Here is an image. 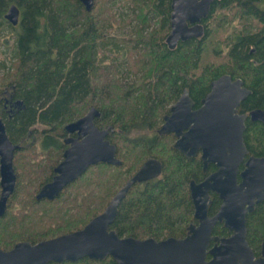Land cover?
<instances>
[{
  "label": "trees",
  "instance_id": "1",
  "mask_svg": "<svg viewBox=\"0 0 264 264\" xmlns=\"http://www.w3.org/2000/svg\"><path fill=\"white\" fill-rule=\"evenodd\" d=\"M108 1L113 0H94L87 11L80 0H0V19L9 27L3 17L7 8L15 4L21 11L9 66L0 60V70L5 69L0 118L9 140L18 145L14 191L0 216V249L83 227L151 157L161 162L160 176L128 189L110 228L139 239L185 236L195 222L189 181L216 167L209 164L203 172L199 154L186 157L173 147V134L157 133L169 105L186 88L198 106L210 81L227 73L250 90L239 112L264 108V0H213L202 19L203 34L178 41L173 49L165 42L170 0H122L128 13L119 12L114 30L127 24L129 29L116 34L107 32V17L115 19ZM100 50L121 57L103 65L106 55L99 56ZM4 100L11 104L9 113ZM91 107L99 111L94 124L108 129L121 164L90 165L53 199H37L61 160L64 125ZM245 125L248 154L264 156V125L249 120ZM210 199L208 215H213L220 199L213 192ZM245 222L247 242L257 256L264 242V199L246 213ZM213 234L229 232L216 223ZM45 264L116 263L106 256Z\"/></svg>",
  "mask_w": 264,
  "mask_h": 264
},
{
  "label": "water",
  "instance_id": "2",
  "mask_svg": "<svg viewBox=\"0 0 264 264\" xmlns=\"http://www.w3.org/2000/svg\"><path fill=\"white\" fill-rule=\"evenodd\" d=\"M87 11L94 0H80ZM213 0H170L169 32L165 42L173 49L178 41L198 38L203 34L202 19ZM19 8L11 4L3 17L13 26L19 22ZM250 90L240 78L223 73L209 83V91L201 105L193 109L188 90L163 116L159 134L173 133V147L186 157L198 152L203 169L213 163L217 169L200 181H189L195 222L188 224L185 236L156 240L132 236L121 237L111 229L120 201L128 189L138 182L155 178L161 173V162L146 159L136 172L114 193L104 209L83 227L36 243L18 241L10 249H0V264H45L50 261H75L88 257L110 256L116 264H264V242L260 255L255 256L246 239V213L264 199V156L248 155L244 143L245 120L264 124V108L248 113L238 106ZM99 111L91 107L81 117L64 125L67 147L53 168L52 178L43 184L35 197L53 199L90 165L98 162L119 166L116 147L107 139L108 129L98 128L93 120ZM0 118V216L15 187L14 151ZM243 168L240 169V165ZM210 192L217 194L220 204L208 215ZM216 223L228 230L227 236L213 234Z\"/></svg>",
  "mask_w": 264,
  "mask_h": 264
},
{
  "label": "rangeland",
  "instance_id": "3",
  "mask_svg": "<svg viewBox=\"0 0 264 264\" xmlns=\"http://www.w3.org/2000/svg\"><path fill=\"white\" fill-rule=\"evenodd\" d=\"M125 4L126 3L122 0H113L110 2L109 1L106 2V6L108 5L107 7L109 8V10L115 14V19H113L112 17H109V18L107 17L108 23H109V28H108L107 32H110L112 34H116L117 31L120 33H126L127 30L129 29V26H127L128 25L127 24L123 28H121V29L119 28L117 31L114 30L118 26L117 17H118L119 12L122 11V12L128 13V9L126 8ZM105 15L107 16V13H105ZM0 21L2 22V23H0V60H4L6 67H8L10 64L9 58H10V55L12 52L11 47H12V44H13L14 39H15V33L20 26L17 23L16 25L13 26V28H11L7 25L6 22L2 21L1 19H0ZM19 21H20V19H19ZM233 25H238V23L235 21ZM236 27H239V26H236ZM232 29H233V26L229 29V31H231ZM104 54L106 55V57H104V59H103V62H102L103 65H108L109 63H111L112 58H114V60L117 61V59L119 60V58L121 57L120 52H116L113 50H100V52L98 53L99 56H103ZM4 70L5 69H3V68L0 70V78H1ZM7 93H5V94H7ZM1 94L2 93H0V95ZM61 158H62V155H61ZM188 189H189V187H188ZM259 255H260V252H259ZM259 255H257V256H259Z\"/></svg>",
  "mask_w": 264,
  "mask_h": 264
},
{
  "label": "flooded vegetation",
  "instance_id": "4",
  "mask_svg": "<svg viewBox=\"0 0 264 264\" xmlns=\"http://www.w3.org/2000/svg\"><path fill=\"white\" fill-rule=\"evenodd\" d=\"M19 11H20V10H19ZM20 12H21V11H20ZM20 12H19V19H20ZM18 23H20V22H18ZM234 79H235V78H234ZM184 89H186V88H184ZM186 90H187V89H186ZM182 91H183V90H182ZM208 91H209V90H208ZM208 91H207V92H208ZM181 93H182V92H181ZM181 93H180V95H181ZM188 93H189V91H188ZM180 95H179V96H180ZM179 96H178V97H179ZM189 96H190V95H189ZM1 97H2V96H1ZM178 97H177V99H178ZM203 97H204V96H203ZM203 97H202V98H203ZM190 98H191V96H190ZM202 98H201V99H202ZM177 99H176V100H177ZM191 99H192V98H191ZM201 99H200V104H199L198 106H195V103H194V101L192 100V101H193V109H194V108H197V107H199V106L201 105ZM176 100H174V101L169 105V110H170V106H171ZM238 107H239V106H238ZM3 108H5L6 112L9 113V112L11 111V104H8V101H7V100H4V102H3ZM250 110H252V109H250ZM250 110L245 111V113H248ZM168 113H169V112H168ZM168 113H167V114H168ZM164 115H166V114H164ZM164 115H163V116H164ZM247 120L251 121V120L249 119V117H247L246 120H245V123H246ZM162 122H163V117H162ZM252 122H255V121H252ZM257 122H259V121H257ZM260 123H261V122H260ZM161 124H162V123H161ZM262 124H263V123H262ZM263 125H264V124H263ZM160 126H161V125H160ZM160 126H159V127H160ZM245 126H246V125H245ZM158 129H159V128H158ZM158 129H157V133H158ZM64 130H65V129H64ZM158 134H159V133H158ZM164 134H173V133L170 132V133H164ZM173 135H174V134H173ZM69 136H75V134H74V133H71V134H70V133H67V132L65 131V132H64V137L62 138V140L64 141V139L67 138V137H69ZM174 137H175V140H176V136H175V135H174ZM175 140L173 141V144H174ZM64 144H65V143H64ZM66 147H67V145L65 144V148H66ZM65 148H64V149H65ZM63 151H64V150H63ZM62 153H63V152H62ZM182 154H183V153H182ZM197 154H199V157H200V153L198 152ZM197 154H196V155H197ZM183 155H184V154H183ZM196 155H195V156H196ZM248 155H249V154L247 153V156H248ZM184 156H185V155H184ZM195 156H193V157H195ZM151 158H152V157H151ZM147 159H148V158H147ZM155 159H156V158H155ZM200 160H201V159H200ZM143 162H144V161H143ZM143 162H142V163H143ZM201 162H202V161H201ZM209 164H213V163H208L207 166H208ZM214 165H215V164H214ZM207 166H206V168H207ZM240 166L243 167V164H241ZM139 167H140V166H139ZM215 167H216V166H215ZM206 168L203 169V164H202V171H203V172L206 171ZM216 169H217V167L215 168V170H216ZM241 169H242V168H241ZM215 170H212V171H210V172H207V173L205 174V176H207L209 173H211V172H213V171H215ZM134 173H135V172H134ZM134 173H133V174H134ZM133 174H132V175H133ZM160 174H161V173H160ZM132 175H131V176H132ZM131 176H130V177H131ZM159 176H160V175H159ZM159 176H157V177H159ZM205 176H204V177H205ZM130 177H129V178H130ZM157 177H155V178H157ZM155 178H152V179H155ZM152 179H149V180H152ZM202 179H203V178H202ZM149 180H146V181H149ZM194 181H195V180H194ZM199 181H200V180H199ZM143 182H145V181H143ZM138 183H142V182H138ZM188 190H189V189H188ZM210 193H211V192H210ZM189 195H190V192H189ZM258 255H259V254H258Z\"/></svg>",
  "mask_w": 264,
  "mask_h": 264
}]
</instances>
